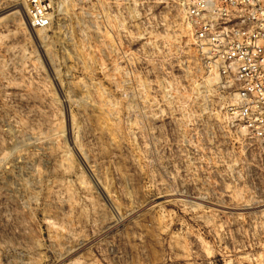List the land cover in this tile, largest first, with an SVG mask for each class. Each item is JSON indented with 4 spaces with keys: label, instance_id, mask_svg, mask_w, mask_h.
I'll list each match as a JSON object with an SVG mask.
<instances>
[{
    "label": "rangeland",
    "instance_id": "1",
    "mask_svg": "<svg viewBox=\"0 0 264 264\" xmlns=\"http://www.w3.org/2000/svg\"><path fill=\"white\" fill-rule=\"evenodd\" d=\"M16 1L7 26L0 0V264H264V155L232 86L205 80L189 0H45L40 27Z\"/></svg>",
    "mask_w": 264,
    "mask_h": 264
},
{
    "label": "built area",
    "instance_id": "2",
    "mask_svg": "<svg viewBox=\"0 0 264 264\" xmlns=\"http://www.w3.org/2000/svg\"><path fill=\"white\" fill-rule=\"evenodd\" d=\"M31 26L49 22L45 0H23ZM185 19L203 64L234 89L229 111L264 155V0H189Z\"/></svg>",
    "mask_w": 264,
    "mask_h": 264
},
{
    "label": "bare ground",
    "instance_id": "3",
    "mask_svg": "<svg viewBox=\"0 0 264 264\" xmlns=\"http://www.w3.org/2000/svg\"><path fill=\"white\" fill-rule=\"evenodd\" d=\"M8 4V3H12L11 5V7L10 8H12V10H10V12H12L11 13V17L9 18V21L7 22V23H4V25H9V24H11V23H13V18H14V16H15V13H16V10H17V7H16V3H17V1L16 0H4V3H2L3 5H5V4ZM44 5H45V7H47V4L46 3H44ZM5 6H7V5H5ZM65 6V5H64ZM14 9V10H13ZM66 9H71V8H66ZM83 8L81 7V6H75V7H73L72 6V9H71V13L72 14H74V15H76L77 17H76V19L74 20V21H72L73 22V26H74V28L78 31V30H80V28H81V25H82V23H83V17L81 16L82 15V12L81 11H83L82 10ZM61 11V10H60ZM48 13V12H47ZM66 13V12H65ZM59 14H62L61 12L59 13ZM72 14H71V16H72ZM64 15V14H63ZM73 15V16H74ZM9 16V15H8ZM48 16H49V18H50V14L48 13ZM62 17V16H61ZM63 17H65V15L63 16ZM70 17V16H69ZM66 18H67V16H66ZM72 18V17H71ZM85 18V17H84ZM8 20V19H7ZM1 22V21H0ZM71 22V23H72ZM84 24V23H83ZM0 25H2V24H0ZM31 25V24H30ZM63 25V24H62ZM67 25V24H66ZM64 26V25H63ZM87 26V25H86ZM70 58H71V56H69ZM69 59V58H68ZM73 59V58H72ZM74 62V61H73ZM54 63V62H53ZM52 63V64H53ZM54 66V65H53ZM54 69V68H53ZM215 74H213V76H212V78H210V77H208L207 79H206V77H205V80L206 81H210V82H212V81H215L216 82V80H218L219 78H218V76L217 75H215ZM209 82V83H210ZM218 82V81H217ZM211 84V83H210ZM15 97V96H14ZM16 100V99H15ZM20 101H21V99H20ZM50 112V111H49ZM29 116V115H28ZM36 116V115H35ZM35 116H33V117H35ZM27 117V116H26ZM19 119V118H18ZM37 121V120H36ZM34 122V121H33ZM36 123V122H35ZM38 123V122H37ZM33 124V123H32ZM38 125V124H37ZM36 126V125H35ZM25 127V129L27 130V132L29 133V134H31V136H32V138L35 140V141H39V140H41V137H40V135H39V130L41 129L40 127H34V126H29L28 124L26 125V126H24ZM42 127V126H41ZM46 127V126H45ZM50 127V126H49ZM37 128H39V130L37 129ZM56 130V129H55ZM60 133V132H59ZM111 220V219H110ZM113 223V221H108V223H106L107 224V226L109 225H111Z\"/></svg>",
    "mask_w": 264,
    "mask_h": 264
}]
</instances>
